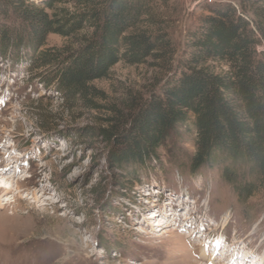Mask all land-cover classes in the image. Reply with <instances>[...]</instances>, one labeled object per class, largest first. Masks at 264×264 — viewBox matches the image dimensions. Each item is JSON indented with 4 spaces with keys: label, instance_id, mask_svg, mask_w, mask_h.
<instances>
[{
    "label": "rangeland",
    "instance_id": "rangeland-1",
    "mask_svg": "<svg viewBox=\"0 0 264 264\" xmlns=\"http://www.w3.org/2000/svg\"><path fill=\"white\" fill-rule=\"evenodd\" d=\"M54 5L55 11L78 9L72 0ZM205 5L154 0L149 28L170 33L174 60L119 62L83 94L68 96L43 82L26 39L19 45L15 38L0 54V176L11 178L0 177V264L260 263L264 195L243 203L218 167L192 170L191 142L137 145L130 161L109 160L113 146L106 133L129 130L141 108L161 94L188 32L209 13ZM251 5L264 7V0L242 6L253 17ZM73 41L51 33L47 47ZM161 218L169 223L159 224Z\"/></svg>",
    "mask_w": 264,
    "mask_h": 264
},
{
    "label": "trees",
    "instance_id": "trees-1",
    "mask_svg": "<svg viewBox=\"0 0 264 264\" xmlns=\"http://www.w3.org/2000/svg\"><path fill=\"white\" fill-rule=\"evenodd\" d=\"M65 1L0 0V54L15 38L19 45L27 41L37 75L68 96L83 94L119 62L174 60L170 33L149 28L154 0H72L77 10L55 11V2ZM247 3L239 0V9L205 5L209 13L188 32L183 57L161 94L141 108L129 130L106 133L111 163L130 161L133 146L191 142L192 170L218 167L243 203L264 195V49L258 50L264 7L251 5L250 17L242 9ZM51 33L73 37V45L47 47Z\"/></svg>",
    "mask_w": 264,
    "mask_h": 264
},
{
    "label": "bare ground",
    "instance_id": "bare-ground-1",
    "mask_svg": "<svg viewBox=\"0 0 264 264\" xmlns=\"http://www.w3.org/2000/svg\"><path fill=\"white\" fill-rule=\"evenodd\" d=\"M10 160V159H9ZM2 169H4V171L3 172H7V171H9V167L6 165V166H4V168H2ZM8 175H2V176H0L1 178H3L5 181H11V178H9V177H7ZM6 190V193H9L10 192V190L8 189V188H5ZM40 190H41V188H40ZM33 194H34V197H36L37 198V192L35 191V192H33ZM167 208V207H166ZM166 211V210H165ZM158 212V211H157ZM159 213V212H158ZM168 214V213H167ZM179 214V213H178ZM181 216V215H180ZM184 216H185V218L187 219V220H189L190 218H191V216L189 215V213H184ZM147 217H149V215H145V218H147ZM189 218V219H188ZM169 223V220L167 221V220H164V219H162L161 218V220H160V222H159V224H161V223ZM156 235H158V234H156ZM191 235V234H190ZM193 235H194V233H193ZM221 244V243H220ZM200 246H199V248H200V257L201 258H203V256H205L206 255V251L203 249V246L205 245L204 243L203 244H199ZM214 246V245H213ZM217 248V247H216ZM227 248H229V247H227ZM232 249H230V251H231ZM237 252V251H236ZM227 253V252H226ZM236 254V253H235ZM237 256V255H236ZM248 256H250V254H248ZM262 256H263V259L262 260H260V263L258 262V263H255V264H262V263H264V254H262ZM233 259V258H232ZM228 260V259H227ZM234 260V259H233ZM242 260V259H241ZM235 261V260H234ZM193 263L194 264H202V263H198L197 261H193ZM227 263H228V261H227ZM231 264V263H230ZM234 264V263H233Z\"/></svg>",
    "mask_w": 264,
    "mask_h": 264
},
{
    "label": "built area",
    "instance_id": "built-area-1",
    "mask_svg": "<svg viewBox=\"0 0 264 264\" xmlns=\"http://www.w3.org/2000/svg\"><path fill=\"white\" fill-rule=\"evenodd\" d=\"M206 4H216V3H231L237 9H239V5L235 0H203ZM196 6V3L193 5V8Z\"/></svg>",
    "mask_w": 264,
    "mask_h": 264
}]
</instances>
